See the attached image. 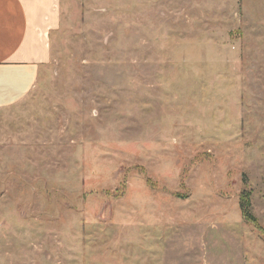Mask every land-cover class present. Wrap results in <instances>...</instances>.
Listing matches in <instances>:
<instances>
[{
  "label": "rangeland",
  "instance_id": "rangeland-1",
  "mask_svg": "<svg viewBox=\"0 0 264 264\" xmlns=\"http://www.w3.org/2000/svg\"><path fill=\"white\" fill-rule=\"evenodd\" d=\"M46 31L0 108V264H264V0H58Z\"/></svg>",
  "mask_w": 264,
  "mask_h": 264
},
{
  "label": "crops",
  "instance_id": "crops-1",
  "mask_svg": "<svg viewBox=\"0 0 264 264\" xmlns=\"http://www.w3.org/2000/svg\"><path fill=\"white\" fill-rule=\"evenodd\" d=\"M57 11L58 0H0V108L34 87L49 57L44 34Z\"/></svg>",
  "mask_w": 264,
  "mask_h": 264
},
{
  "label": "trees",
  "instance_id": "trees-1",
  "mask_svg": "<svg viewBox=\"0 0 264 264\" xmlns=\"http://www.w3.org/2000/svg\"><path fill=\"white\" fill-rule=\"evenodd\" d=\"M249 206H250L249 196L242 194L240 196V210L242 216L245 220L250 221L252 223H256V218L251 214L249 210Z\"/></svg>",
  "mask_w": 264,
  "mask_h": 264
}]
</instances>
